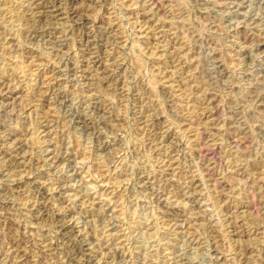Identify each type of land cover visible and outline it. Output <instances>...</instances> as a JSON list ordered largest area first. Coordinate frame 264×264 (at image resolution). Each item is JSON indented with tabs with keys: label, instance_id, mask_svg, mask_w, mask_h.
<instances>
[{
	"label": "rangeland",
	"instance_id": "1",
	"mask_svg": "<svg viewBox=\"0 0 264 264\" xmlns=\"http://www.w3.org/2000/svg\"><path fill=\"white\" fill-rule=\"evenodd\" d=\"M0 11V264H264V0Z\"/></svg>",
	"mask_w": 264,
	"mask_h": 264
},
{
	"label": "bare ground",
	"instance_id": "2",
	"mask_svg": "<svg viewBox=\"0 0 264 264\" xmlns=\"http://www.w3.org/2000/svg\"><path fill=\"white\" fill-rule=\"evenodd\" d=\"M59 1V0H58ZM46 2V1H45ZM62 2V1H61ZM61 5V4H60ZM76 7V6H75ZM58 8V7H57ZM54 9V8H53ZM76 9V8H75ZM48 10V9H47ZM52 10V9H51ZM2 11V10H1ZM0 11V12H1ZM5 11V10H4ZM15 11V10H14ZM62 11V10H61ZM4 13V12H3ZM38 13V12H37ZM46 14V13H45ZM10 15V14H9ZM12 15V14H11ZM54 15V14H53ZM73 15V14H72ZM76 15V14H75ZM7 17V16H6ZM15 17V16H14ZM13 17V18H14ZM53 17V16H52ZM55 17V16H54ZM5 19V18H4ZM76 20H77V18H75ZM10 22H11V20H10ZM26 22V21H25ZM9 23V22H8ZM7 23V24H8ZM47 23V22H46ZM83 26V25H82ZM258 38V37H257ZM87 41V40H86ZM97 43V42H96ZM263 44V43H262ZM88 46V45H87ZM102 53V52H101ZM95 58V57H94ZM98 62V61H97ZM198 77V76H197ZM201 82H202V80H200ZM202 84V83H201ZM186 87V86H185ZM2 89V88H1ZM189 89V88H188ZM4 91V90H3ZM203 91V90H202ZM187 95V94H186ZM188 96V95H187ZM190 97V96H189ZM187 98V97H186ZM262 98V97H261ZM187 101V100H186ZM185 107V106H184ZM193 110V109H192ZM187 112V111H186ZM196 112V111H195ZM190 116V115H189ZM186 118V117H185ZM188 119V118H187ZM191 120H193V119H191ZM197 121V120H196ZM84 122V121H83ZM87 124V123H86ZM84 125V124H83ZM199 125V124H198ZM10 136V135H9ZM3 141V140H2ZM2 143V142H1ZM0 143V144H1ZM5 146V145H4ZM22 146V145H21ZM2 147V146H1ZM17 147V146H16ZM14 163V162H13ZM12 164V163H11ZM256 166H258V165H256ZM97 169V168H96ZM258 169V168H257ZM73 173V172H72ZM69 174V173H68ZM60 184V183H59ZM66 184V183H65ZM63 187V186H62ZM42 209V208H41ZM72 209V208H71ZM61 212V211H60ZM63 227V226H62ZM107 228H109V227H107ZM16 234V233H15ZM88 235V234H87ZM17 238V237H16ZM45 240V239H44ZM114 240V239H113ZM15 241V240H14ZM87 243V242H86ZM92 245V244H91ZM90 245V246H91ZM110 246V245H109ZM104 247V246H103ZM102 249V248H101ZM111 250H112V248H111ZM110 251V250H109ZM117 252V251H116ZM50 257V256H49ZM52 257V256H51ZM93 259V258H92ZM83 264V263H82Z\"/></svg>",
	"mask_w": 264,
	"mask_h": 264
}]
</instances>
